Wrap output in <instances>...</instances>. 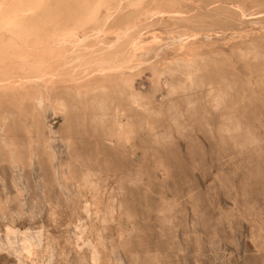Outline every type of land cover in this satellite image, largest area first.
I'll use <instances>...</instances> for the list:
<instances>
[{
    "label": "bare ground",
    "instance_id": "bare-ground-1",
    "mask_svg": "<svg viewBox=\"0 0 264 264\" xmlns=\"http://www.w3.org/2000/svg\"><path fill=\"white\" fill-rule=\"evenodd\" d=\"M262 23L264 0H0V218L31 224L21 216L32 213L26 193L41 175L67 196L46 190L48 221L86 198L78 264H187L191 243L174 240L178 211L199 249L205 202L232 229L241 217L227 205L250 197L264 166V31L245 30ZM200 132L224 154L210 180L193 158ZM159 176L177 182L172 197ZM8 178L23 185L15 207ZM123 188L135 200L118 199ZM33 236L22 248L0 242V264L54 258V244Z\"/></svg>",
    "mask_w": 264,
    "mask_h": 264
},
{
    "label": "rangeland",
    "instance_id": "rangeland-1",
    "mask_svg": "<svg viewBox=\"0 0 264 264\" xmlns=\"http://www.w3.org/2000/svg\"><path fill=\"white\" fill-rule=\"evenodd\" d=\"M251 18H257V17H251ZM251 18L248 17L246 19H243L242 21L245 22V21H247V20H249ZM258 28L259 29H255L253 27L247 26L245 28V30H246V33H248V34H246V35L249 37V36L252 35V33L256 32V31H264V23L258 24ZM262 112H263L262 113L263 116L261 117L262 118L261 122H262V128H264V109H263ZM214 147H215V145L211 144L210 135L208 133L200 132V142H198L197 145H196V149H198L199 151L195 152L196 154H195V156L193 155V158L196 159V161H197V163L199 164L200 167L202 166L205 169H207L206 170L207 173L206 172L205 173H206V176L209 177L208 180H210L212 178L213 174H215V173H217L219 171V162H220L221 158L224 156V154L218 153L216 151L212 153L211 150L212 149L214 150ZM196 155H197V157H196ZM262 170L258 174L253 173V175L250 178V180H252V184L254 185V186H252V191L253 192L250 191L249 192L250 194L248 195V196L251 197V199H250V197L249 198L248 197L247 198H241L240 197L238 202L235 203L233 200L230 202V204L232 205V203H233L234 206L233 205L232 206L231 205H227V206H230L232 209L235 207L233 209L235 218L236 217H241V223L236 225L232 229L229 230L227 225H226V223L223 220L219 221V219H220L219 214H218L219 209L215 208L213 206H210L209 204H207L208 202H205L206 208L204 209V220H205V223H206V226H207V228H206L207 233H204L203 229H201L202 228L201 224H198V225L194 226V228L198 230V232L200 233V235H202V238H203L202 242H200V244H199V249H197V246L195 247V245L193 243V240H192V236L186 234V232L188 230L189 231L192 230V226L186 227V223H184V220H185L184 219V214H183V212L178 211L179 216L180 215L181 216L179 218L178 215L176 214L177 215V220H178L177 221L178 224L176 225L177 226L176 228L181 227V228H179L181 230L177 229L179 234L174 236V240H175L177 248L181 247L183 242L184 243L188 242V244L191 243L190 248H192V249H190L189 252H188V259L186 261L187 264H196V262L198 260H200L202 262V263L200 262L201 264H207V263L208 264H237L239 262H241L242 264H247L248 261H249L248 264H262L261 261H260V257H263V259H264V240H263L264 239V228L257 229V227L255 225L251 224V221L254 218H258L259 220H261L264 223V166L262 167ZM161 172H164V171H160V173ZM171 173L174 174L175 175V179L178 180V178H179L178 173H175V172L173 173L172 171L170 172V174ZM161 177H163V176H159L160 179L157 182V186H159V184H160V186L158 187L159 191H161V193H162V191H165L166 193L168 192L167 195L169 197H172L173 196V191L175 189H177V187H178L177 182L172 177H168L169 179L168 178L165 179L164 178L165 176L163 178H161ZM3 178L4 177L3 176L1 177V173H0V181ZM32 179H34V180H32ZM32 179H30L31 182L29 181V186H28V188L30 190L28 189V191L26 193V197L28 198V203H29L28 207L31 205L30 208H32V213L26 212L25 214L22 215L24 217L21 216V219H27V220L30 219L29 222L31 224L28 225V227L19 228V227H16V226L13 225V223L14 224L16 223V220H15V222L11 223V221H9V219L3 220L2 218H0V242L3 243L6 248H9V247L22 248L24 246V244H25V242H24L25 237H27V235L33 236L36 233L33 237H40L42 239V241H44V243L50 242V243L54 244L53 246L55 248L54 258H52L53 260L51 259L52 260L51 261L49 259V258H51V255H50V253L48 251L47 252H43V254H42L43 256H41V260L43 259V262H40L41 264H43V263L44 264H48V263H50V264H52V263L53 264H58L57 262H59V264H78L75 261V259L73 258L72 248L74 247V244H75L73 242H75V240L76 241L78 240V238L76 239L75 235L79 232L81 224L85 221V218H86L85 214H83L84 212L82 211V206H81L85 202L84 199H86V198L83 197L84 199L83 198L81 199V197L79 196L76 199H75V197L73 199H70L71 209L68 210V211H65V212L61 211V213L63 212L62 214L65 217L61 214V216L64 217V218H61V216L59 217V215H60L59 214V215H57V217H58V219L56 218L57 220L55 219V221H51L50 222V221H48L49 220L48 219L49 218L48 212H46V209H44L45 202H46V200H45L46 197L45 196L48 194V193H46V190H48V188H49V190L51 191V195H52V197L54 199L56 197H57V199L58 198L59 199H65V197L67 199V196L64 195L62 197V196H60V194L57 195V189L56 188H51L50 186H48L43 181V178H42L41 175H37L36 177H33ZM162 179H164V180H162ZM7 180L10 183L11 180L9 178ZM8 181H6V182H8ZM59 181L61 183H70L69 179L64 181L63 179L60 178ZM9 183L6 184L5 191L7 192V195L9 196V199L11 198V200H12L11 204L15 207V205L17 206L16 203H18L19 199L23 198V196H21L23 194H21V195L18 194V192H20L22 190L23 185L17 183V186H18L17 187L16 184L13 185V183H10V184ZM19 185L22 186V187H20ZM261 185L263 187H261ZM35 186H37V187H35ZM39 186L42 189H40ZM253 187H255L256 191H254ZM260 187L262 188L263 192H261V188ZM43 188H45V189H43ZM256 188H258L260 190H258ZM216 189H219V186H216ZM257 191L259 192V194H258ZM119 192L122 195L117 192V194L119 195V197L117 195L118 199L122 198L124 200L126 199L125 201L130 202L132 200H135V198H136V191L135 192L134 191H129V189L123 188L122 190H119ZM212 192H214V190H212ZM257 194H258V196H257ZM41 196L44 197V198H42ZM211 197L213 198L212 194H211ZM257 197H259V200H258ZM31 200H33V201H31ZM41 200H43V201H41ZM78 200H79V203H78ZM251 200H252V202H251ZM257 200H258L259 204H258ZM246 201H247V203H246ZM33 202L35 204H33ZM77 205H79V206H77ZM75 208H77V210ZM78 208L80 210H78ZM244 208H245V210H248V214L244 210ZM132 212H135V214H140L139 213V208L136 207V206L133 208ZM179 212L182 213V214H180ZM250 214H253L254 216L250 215ZM212 215H213V217H212ZM59 218L61 220L63 219V221H61ZM216 218H217V220H216ZM152 220H154V217H153ZM247 220H249V221H247ZM245 223H247V224H245ZM112 225H115V224H112ZM185 229L187 231L184 232ZM257 231H259V232L257 233ZM237 232H238V234H240V237H239V235H237V237L235 238ZM109 234H110V231L107 232V235H109ZM122 235H123L124 239H130V237H127L126 233H122ZM114 237L115 238L117 237V233L114 235ZM238 237L241 239L240 241H238L239 240ZM130 240L135 242V238H132ZM220 240H222L223 242H220ZM78 241L82 242V240H78ZM236 241L237 242H242V243H238L236 245L235 244V243H237ZM218 242H220V243L218 244ZM247 242H249V248L246 245ZM65 243H66V245H65ZM22 244H23V246H22ZM223 244H225V245H223ZM240 244L243 247L241 246V248H240L239 247ZM61 245L66 250L65 253L63 254V256L59 253V250L62 248ZM82 245H84V244H82ZM218 245H219L220 248L218 247ZM222 245H223V247H222ZM56 246H58V247H56ZM81 247H82V249L86 248L85 246H81ZM133 247H134V249L133 248L130 249V252H134L135 251V246H133ZM236 248H238V249H236ZM70 250H71V252H70ZM55 255L58 256V257H55ZM60 255L62 257H60ZM219 255H220V257H219ZM65 256H66V258H65ZM47 258H48V261L50 260L49 262L47 261ZM196 259H197V261H196ZM172 260H173V264H179L178 262L175 263L174 259H172ZM188 260H190V261H188ZM205 260H207V262ZM63 262H65V263H63ZM112 263L116 264L117 262L116 261L108 262V264H112ZM241 263H239V264H241Z\"/></svg>",
    "mask_w": 264,
    "mask_h": 264
}]
</instances>
